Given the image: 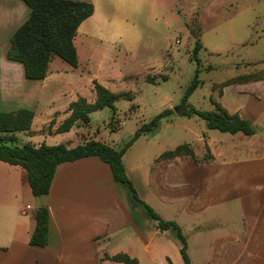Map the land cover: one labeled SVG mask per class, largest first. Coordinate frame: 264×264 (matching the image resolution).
<instances>
[{
	"label": "rangeland",
	"instance_id": "1",
	"mask_svg": "<svg viewBox=\"0 0 264 264\" xmlns=\"http://www.w3.org/2000/svg\"><path fill=\"white\" fill-rule=\"evenodd\" d=\"M82 1L92 2L95 12L83 22L75 38L79 65L74 68L56 57L50 63V70L44 81H32L25 77L21 79L20 85L27 100L20 108L34 111L36 116L32 128L39 131V134L28 137L24 133H17L15 145L22 146L29 142L35 145L45 143L50 146L65 144L77 147L86 138L118 149L134 137L142 125L165 110H172V114L163 119L157 132L141 136L127 151L123 157L124 165L127 168L130 165H148L151 168L158 156L182 144L190 145L194 153L198 154L195 155L198 161L209 160L211 151L200 139L206 133L223 140L229 149L240 143L235 138L245 137L243 134L231 135L210 130L202 118L179 114L186 90L198 70L201 85L189 98L192 107L207 112L216 110L215 103L222 107L225 105L228 109L241 107L243 113L247 111L257 116L254 117L257 121L254 123L255 127H263L264 0ZM29 16L28 8L27 17ZM197 40L203 45L198 53V60L193 57ZM7 43L9 47L10 40ZM4 44L2 41L0 57L6 51ZM17 65L22 68V65ZM95 80L114 93H131L133 98L118 99L115 110L105 108L93 113L89 125L80 123L70 133L46 136L47 139L43 137L42 134L53 133L60 117L56 114L52 120L48 119L47 115L51 111L63 108L79 97L90 103L95 102ZM226 107L224 108L228 111ZM76 132L80 135H76ZM261 138L264 140V135ZM253 143L256 141L253 140ZM257 149L260 148H253L258 151ZM236 153L239 152H233ZM183 157L190 158H177ZM24 174L27 182L26 173ZM38 198L19 191L17 199L11 205L13 212L16 211L11 216V226L15 231L16 226L28 220L36 222V213L40 209ZM27 205L32 209L28 210L27 216H22L20 209ZM150 206L163 219L173 220L184 226L182 230L187 238V252L190 253V246L192 255L196 250L197 237L190 231L192 225L196 227L207 225L208 222H220L218 217L214 221L212 219L219 210H227V214L232 212L228 218L240 221V205L236 201L211 208L207 215L199 219L186 214L178 216L181 211L180 203L165 205L160 200H155ZM138 210L145 213L140 206L133 208L135 220L139 219ZM117 216L109 214L112 225L117 223ZM175 216L177 219H174ZM139 217L142 218V215ZM143 218L157 226V222L145 214ZM80 219L79 216H71L63 222L77 223ZM224 221H228L227 216ZM8 223L1 209L0 232L7 231L5 225ZM172 232L174 234L165 240L175 251L170 248L171 254L176 256L180 242L175 232ZM24 233L20 227L16 237L25 235ZM133 234L131 228L110 232L111 243L107 251L115 254L124 252L128 238L133 237ZM140 257L141 264H165L151 262L142 253Z\"/></svg>",
	"mask_w": 264,
	"mask_h": 264
},
{
	"label": "crops",
	"instance_id": "2",
	"mask_svg": "<svg viewBox=\"0 0 264 264\" xmlns=\"http://www.w3.org/2000/svg\"><path fill=\"white\" fill-rule=\"evenodd\" d=\"M28 8L22 0H0V47L2 41L6 45V51L0 57V112L17 111L27 100L20 85L21 79L25 77V72L22 73L24 67L20 63L9 61L7 54L12 36L29 19ZM7 40H10L9 47ZM17 64L22 65V68ZM77 100H72L63 108H56L47 115L51 120L56 114L60 117L53 133L42 134L43 137L58 134L56 129L70 115V104ZM228 112L238 113L242 118L252 121L253 125L257 122V116L247 111L243 113L241 107L228 109ZM263 127H256L257 133L253 136L243 134L245 138H235L240 143L233 145L232 149L226 147L220 138L206 133L200 139L211 151V159L204 162L188 157L158 161V156L151 168L148 165L125 166L129 179L144 202L149 205L155 200H160L165 205L180 203L181 211L178 216L186 214L199 219L207 215L211 208L234 201L239 203V222L228 218L232 212L227 214V210H219L212 219L214 221L218 217L220 222L190 227V231L197 236L193 255L189 246L191 264H264ZM19 133L33 137L39 131L32 128L29 133ZM16 134L14 142L17 140ZM3 135H0V139L11 137ZM76 135L79 136L80 133L76 132ZM84 140V143L88 141L86 138ZM40 145L41 143L35 146ZM254 147L260 149L256 151L253 150ZM24 173L26 170L21 166L0 162V210H3L9 221L5 225L7 231L0 232V264H123L111 259L120 253H109L107 248L111 243L110 232L125 231L128 228L134 234L128 238L126 249L122 253L136 259L137 264L142 263L140 253L151 262L185 264L180 252V240L176 256L171 254L172 245L165 240L172 235V231H158L156 225L153 226L143 218L145 213L142 214L139 210L138 215L136 214L139 219L135 220L130 204V191L124 189L129 190L128 187L114 181L110 166L99 157L66 162L57 167L50 193L38 198L40 209L47 207L50 214L49 243L43 248L30 245L36 222L28 220L16 226V231L11 226V216L16 213L11 205L17 199L19 191L33 195ZM30 209V205L20 209L22 216H27ZM109 214L118 215L117 223L111 224ZM141 215L142 218L139 217ZM69 216H79L81 219L77 223H64L63 221L70 219ZM226 216L227 222L224 221ZM230 219L232 222H229ZM20 227L25 235L16 237ZM180 227L184 228L182 225Z\"/></svg>",
	"mask_w": 264,
	"mask_h": 264
},
{
	"label": "trees",
	"instance_id": "3",
	"mask_svg": "<svg viewBox=\"0 0 264 264\" xmlns=\"http://www.w3.org/2000/svg\"><path fill=\"white\" fill-rule=\"evenodd\" d=\"M30 9L29 19L14 33L7 59L20 63L24 67L25 77L32 81H43L47 78L50 63L59 57L69 65L77 68L79 57L75 45L78 30L84 21L94 15L95 6L92 2L82 0H22ZM203 45L196 41L193 57L198 60V53ZM198 70L192 83L186 90L179 114L186 117L198 116L206 121L210 130L236 135L242 133L253 136L256 127L249 119L242 118L238 113L230 114L219 103H215L216 110L212 112L200 111L189 104V98L201 85ZM96 100L90 103L79 97L69 106L70 115L56 129V133H68L78 123L89 125L91 115L105 108L115 110V103L120 98L131 100V93L117 94L104 85L93 82ZM172 114V110H165L149 123L142 125L134 137L122 147L114 148L101 141L89 140L74 148L64 144L50 146L45 143L39 147L31 143L22 146L15 145L16 133L32 130L35 113L30 109H19L13 112H0V133L11 135L9 139H0V162L21 166L26 170L28 183L35 197L46 196L50 193L57 167L66 162H74L88 157H99L110 166L113 179L128 187L130 204L133 208L142 206L145 215L157 222L158 231H174L182 243L181 255L185 264H191L188 255L187 238L182 228L175 221L163 219L149 204L144 202L133 182L129 179L123 162V157L134 143L143 135H152L160 129L163 119ZM114 120V116H113ZM54 121H52L53 123ZM189 156L196 160L194 151L189 144H182L173 150L161 154L158 161L171 160L177 157ZM36 228L30 240V245L46 247L49 243L50 214L47 207L36 213ZM114 262L123 264H137V260L127 254L120 253L111 258Z\"/></svg>",
	"mask_w": 264,
	"mask_h": 264
}]
</instances>
